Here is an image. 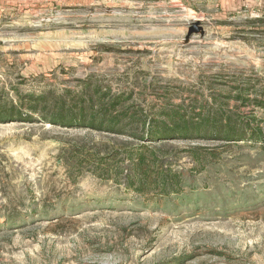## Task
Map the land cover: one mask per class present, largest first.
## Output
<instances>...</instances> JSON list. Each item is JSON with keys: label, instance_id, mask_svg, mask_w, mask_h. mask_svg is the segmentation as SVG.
<instances>
[{"label": "rangeland", "instance_id": "obj_1", "mask_svg": "<svg viewBox=\"0 0 264 264\" xmlns=\"http://www.w3.org/2000/svg\"><path fill=\"white\" fill-rule=\"evenodd\" d=\"M197 20L205 34L185 42ZM96 92L136 119L109 131L42 118L47 95ZM11 104L0 264H264V0H0V108ZM165 110L230 116L245 137L211 123L148 136ZM174 173L180 190L163 195L154 179Z\"/></svg>", "mask_w": 264, "mask_h": 264}, {"label": "trees", "instance_id": "obj_2", "mask_svg": "<svg viewBox=\"0 0 264 264\" xmlns=\"http://www.w3.org/2000/svg\"><path fill=\"white\" fill-rule=\"evenodd\" d=\"M43 99L47 101V105H52L55 110L49 116H47V114H43L42 118H45L52 123L62 125L83 124L109 131H120L122 127H126L137 117L136 113L129 114V117L126 112L121 114L115 113V107L120 101L119 97H116L115 99L107 98V94L105 92H96V96L89 95L88 97H85V95H80L76 98H74V96L68 98L59 96L57 99H53L47 95ZM38 100L40 101L41 98H36L34 100L35 107L36 103L39 102ZM19 111L20 110H18L16 104H11L9 108L1 107L0 121L12 120L13 118L20 116ZM160 113L164 115L163 118L152 117L149 122L148 136L154 137V139L168 138L173 136L175 133L183 135H197L199 128L205 125L207 126L210 123L212 128H221L218 129V134L220 135H224L226 137H245L244 129L240 128V130H237L236 127H230L234 121L230 116L225 118L223 116H206L202 119L195 120L194 117L187 116V114L179 110H165ZM137 119L143 124L146 123V120L144 117L142 118V116H139ZM236 123L237 122H234V124ZM223 127L225 128L223 129ZM253 132L254 133L250 135L252 138L259 137L258 135H260V130H255ZM133 135L136 134L134 133ZM139 155L140 156L137 157L138 160L136 161L135 166L140 173H137L136 177L140 183L141 189H143L142 187L145 185L148 173H146V170L142 172L143 166L146 163L145 154L140 152ZM130 157H132V155ZM171 176L172 178L170 182L166 176H157V178L154 179L155 186L161 189L160 191L163 195L167 196L172 191L180 190L179 175L174 173ZM129 177L130 184H133L134 181L133 178H131L132 176L129 175Z\"/></svg>", "mask_w": 264, "mask_h": 264}, {"label": "water", "instance_id": "obj_3", "mask_svg": "<svg viewBox=\"0 0 264 264\" xmlns=\"http://www.w3.org/2000/svg\"><path fill=\"white\" fill-rule=\"evenodd\" d=\"M194 33H199L201 35L205 34V28L201 21L197 20L195 22H192L188 28L187 35L185 37V42L190 41L191 36Z\"/></svg>", "mask_w": 264, "mask_h": 264}]
</instances>
